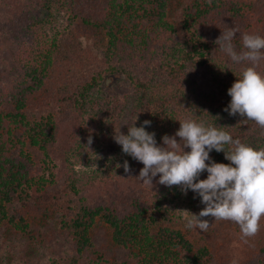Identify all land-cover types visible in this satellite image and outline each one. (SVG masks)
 <instances>
[{"label": "trees", "instance_id": "obj_1", "mask_svg": "<svg viewBox=\"0 0 264 264\" xmlns=\"http://www.w3.org/2000/svg\"><path fill=\"white\" fill-rule=\"evenodd\" d=\"M61 15L68 32L49 36ZM229 27L264 36V0H0V224L19 236L30 233L31 221L53 219L70 240L54 263L20 264H264V217L247 238L235 222L212 217L204 218L211 223L206 232L188 229L167 205L183 195L195 198L192 190L185 195L161 185L159 175L153 187L142 183L143 164L125 153L120 167H89L100 162L102 139L119 117V100L100 91L113 74L143 93L132 114L139 126L151 121L146 130L155 132L157 144L192 116L264 148V129L224 111L244 67L214 43ZM233 43L240 50L238 33ZM4 46L16 50L7 56ZM258 70L264 72V60ZM210 157L230 163L224 152L212 150ZM96 222L106 224L124 259L90 254ZM6 238L2 244L11 249L15 242Z\"/></svg>", "mask_w": 264, "mask_h": 264}, {"label": "clouds", "instance_id": "obj_2", "mask_svg": "<svg viewBox=\"0 0 264 264\" xmlns=\"http://www.w3.org/2000/svg\"><path fill=\"white\" fill-rule=\"evenodd\" d=\"M237 33L242 42L240 50L233 43ZM214 43L232 63L244 65L228 89L231 100L224 111L231 116L246 117L242 121H254L264 129V72L258 70L264 60V36L240 33L238 28L229 27L222 30ZM137 119L136 115L132 124H127V134L120 127L115 130L113 139L123 153L143 164L137 176L142 183L153 187V179L159 175V184L178 186L185 195L190 189L201 198L205 207L198 214L183 210L186 228L206 232L211 223L204 218L212 217L235 222L245 238L258 233L264 217V148L234 139L224 126L198 121L192 116L178 120L180 127L175 134L163 135L162 144H157L155 132L146 130L151 121L145 120L137 127ZM92 142L90 135L86 146L90 148ZM212 150L224 152L230 163L212 160ZM122 166L125 173L131 171L127 160ZM204 171L207 178L200 179ZM232 264L237 262L233 260Z\"/></svg>", "mask_w": 264, "mask_h": 264}, {"label": "rangeland", "instance_id": "obj_3", "mask_svg": "<svg viewBox=\"0 0 264 264\" xmlns=\"http://www.w3.org/2000/svg\"><path fill=\"white\" fill-rule=\"evenodd\" d=\"M67 32L68 27H66V18L62 15L57 16V19L53 24H51V27L48 30L49 36H53L54 34L61 36ZM3 49L6 51L7 56H9V54L12 52V49L16 50L15 46L8 50L7 47L4 46ZM4 57L7 58L6 56ZM69 57L70 62L73 63L76 55L73 52V54H70ZM6 66L8 65H5L2 61L1 67L9 70V67ZM11 72L12 75L15 74L14 71ZM191 74L196 77L199 85L204 87V89L210 91L213 90V86L209 80L199 76L193 71ZM12 75L9 76V79L13 78ZM100 91L110 96L111 99L115 98L119 100L118 109H115V112H120L118 119L113 123V125H111V131L102 139L103 149L99 153L101 157L100 162L90 164V168H105L107 164H120V159L124 153L122 152L121 146L118 145L113 139L114 131H118L120 127V131L127 134L128 125H131L136 117L132 114V109L139 99V94H143L142 92L136 90L132 83H129L124 78L119 79L116 74L111 75L109 79L105 80L104 83L101 84ZM31 102L33 103V100ZM36 110L37 111H35V113L38 112V109ZM136 126L139 127L138 119L136 121ZM96 158L97 157H95L94 160H98ZM75 168L87 169V167L80 164L75 165ZM195 196V198L192 197V199L189 200L187 198H191L190 196L185 197L183 195L180 199L168 204L167 211H174L176 216L181 215V218H184L185 215L183 210H188L192 213L198 214L199 211L205 207V205L200 202L201 198L199 196ZM29 215L30 218H34L32 213H28L27 216ZM39 217H43V214L39 215ZM53 225V219H44L39 222L33 220L31 221L30 233L17 236L12 234V232L8 234L5 224H0V261H3V259L7 257L8 259L5 262L6 264H20V261L31 262L34 261V259L39 260L41 258L48 259L47 261L53 263L58 261L64 244L68 243L70 240L67 239L68 235L64 229L60 228V230L58 228V224L57 227ZM110 234L111 233L109 232L106 224L96 222L89 233L94 243L93 248L89 249L90 254L95 256L94 250H98L99 253L103 254V256L107 257L108 259H124L126 252L118 249L115 242L111 240ZM3 235L7 237L6 239L10 238L15 242L12 243V247H10L11 249H9V245L5 241L2 244L1 240H4Z\"/></svg>", "mask_w": 264, "mask_h": 264}]
</instances>
